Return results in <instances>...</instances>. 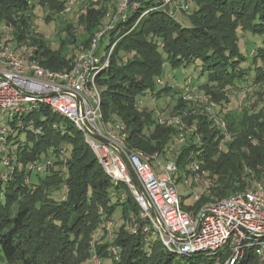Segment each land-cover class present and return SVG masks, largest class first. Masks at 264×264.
<instances>
[{"label": "trees", "instance_id": "trees-1", "mask_svg": "<svg viewBox=\"0 0 264 264\" xmlns=\"http://www.w3.org/2000/svg\"><path fill=\"white\" fill-rule=\"evenodd\" d=\"M117 1L107 4L106 0H82L78 17L79 21H90L86 32L90 37L83 44L71 30L73 22L66 19L67 39L60 49H53L39 32L34 31L37 7L49 9L48 18H51L65 11L68 0H36L32 4L28 0H0V39L3 27L11 26L14 40L32 47L34 57L43 66L53 70L71 68V53L80 45L89 47L95 34L104 29L102 21ZM189 1L195 4L192 9H189ZM173 5L187 14L184 19H188L189 25L179 21ZM73 8L69 13L74 12ZM114 26L102 36L101 42L107 39L106 54L102 56L108 54L115 41L118 42L110 54L109 64L96 77L106 120L124 123L128 147L148 153L161 152L167 157L165 153L174 142L178 128L160 124L152 113L141 111L136 99L150 90L153 99L172 93L168 84L154 92L158 85L164 84L157 79L163 77L167 67L192 68L196 78L192 74L185 75L181 90L173 95L176 104L172 113L180 111L187 125L196 128L179 150L173 152L176 163L186 171L188 155L198 151L203 167L215 179L217 177V186L212 190L214 195L221 198L245 188L248 181L244 166L254 169L264 166V98L256 100L249 109L243 108L241 116L240 112L232 113L225 108L230 103L229 90L237 79H246L254 73V80L247 87L263 86L264 0H140L139 7L131 8L127 18L119 19ZM246 33L252 34L254 39L242 45L241 39ZM203 76L205 78H201ZM188 79L196 90L210 94L219 103L231 134L223 149L218 147L223 134L213 119L194 102L183 98ZM245 94L249 99L248 91ZM257 94L264 97L260 91ZM61 116L50 106L40 103L21 114L20 125L13 123L9 127L8 142L16 166L9 179H0V254L6 264H38L40 258H44L45 264L89 261L93 253L90 247L93 232L102 227L104 218L112 219L118 205L123 224L112 231L111 240L103 232L101 239L108 240L99 244L106 247L108 253L103 256L104 251L97 252L101 257L110 258L111 264L224 263L229 251L223 253L218 262L207 259L212 256L207 253L191 261L196 253L203 252L178 255L164 247L156 235L146 239L144 234H133L128 229L131 216L141 221L140 207L133 192L125 184L111 180L83 133L69 120L64 118L62 126L57 124ZM31 123L41 131L30 130L27 126ZM22 135L26 140L21 139ZM29 141L33 144L29 145ZM42 159H52L54 166L45 175L35 174L37 178L32 181V173L26 166ZM62 185L65 195L55 199L53 195ZM123 190L126 198L120 195L118 202L113 204V195ZM208 199V196L203 197L190 209L199 208ZM117 243L121 245L116 255L120 256V261L108 255H113L109 249L111 244ZM177 255L181 257L178 259ZM238 264L260 263L257 255L249 250Z\"/></svg>", "mask_w": 264, "mask_h": 264}, {"label": "built area", "instance_id": "built-area-1", "mask_svg": "<svg viewBox=\"0 0 264 264\" xmlns=\"http://www.w3.org/2000/svg\"><path fill=\"white\" fill-rule=\"evenodd\" d=\"M28 1L29 4L36 2ZM75 3L79 1L69 0L63 13L70 12ZM117 3L115 12L118 17L115 21L125 20L131 8L139 7L140 0H118ZM115 24L97 32L89 47L76 52L71 68L59 70L43 66L34 57L32 47L14 40L11 26L3 27V37L0 39V164L5 170L0 171V179H9L16 166V160L9 151L10 126L3 117L6 114H23L43 103L83 133L85 141L114 183L125 184L133 192L140 207L141 219L131 216L128 229L133 234H144L146 239L156 235L164 247L173 253L189 255L203 252L215 255L217 262L223 253L229 251L223 264H238L246 252L252 250L259 263L264 264V166L254 169L245 165L244 174L248 181L245 188L220 198L212 193L216 179L203 167L198 151H191L187 170L183 171L184 182L190 187L189 175L193 176L195 202L209 197L197 213L192 214L183 206L177 188L176 176L182 172L177 161L168 156L163 157L161 152L148 153L140 148L128 147L124 123L106 120L96 77L109 64L110 54L118 42L113 43L106 56L100 54L102 36ZM157 80L163 83L161 78ZM182 96L202 105L203 111L213 119L223 134L218 146L223 149L225 142L231 139V134L219 103L210 94L197 92L190 79L185 80ZM156 115L160 124L178 128L176 139L165 155L178 151L188 135L196 130L195 125H187L181 115L171 116L162 110H158ZM27 127L34 132L41 131L32 123ZM123 154L132 164L143 191L133 181ZM53 166L52 159H42L29 162L26 168L31 173L45 175ZM29 180L26 179L27 182ZM204 183L208 187L200 189ZM121 198H126L125 191ZM112 225L110 219L102 225L103 232L110 240L113 238ZM109 249L115 255L119 251L115 245ZM91 258L92 264L102 262L96 253Z\"/></svg>", "mask_w": 264, "mask_h": 264}, {"label": "rangeland", "instance_id": "rangeland-1", "mask_svg": "<svg viewBox=\"0 0 264 264\" xmlns=\"http://www.w3.org/2000/svg\"><path fill=\"white\" fill-rule=\"evenodd\" d=\"M76 1H79V3H75V5L73 6L74 12L58 13L56 15H51V18H48L49 14H50L49 9H42V7H40V6L37 7V15H36L34 22H33L34 31L39 32L47 41L46 43L50 44L53 49H60L63 41L67 39V34L65 32V30H66L65 20L66 19H68V21H70V22H73V26H72L71 30L74 31V33L78 37L79 41H81L83 44H85L86 40H88V38L90 37V35L86 34L87 27L90 28V21L85 20V19L82 21H79V17H78V15L80 14V12L82 10L81 9L82 0H76ZM106 2H107V4H109V2H112V0H106ZM67 4H68V2H67ZM117 6H118L117 2H116V4L111 5V7H110L111 13L104 17V19L102 21L104 24V29L117 22V21H115V19L118 17V15H116L115 10H113V7H117ZM173 6L175 7V11H177V13H178L179 21L185 25H189L188 19H184V18H186L185 15H187V14L186 13L183 14L182 12H180L179 9L177 10L178 7H176L175 5H173ZM188 6H189V9L190 8L192 9L195 6V4L193 1H189ZM83 12L85 13V9L83 10ZM92 22L95 23L94 20ZM250 39H254L252 37V34L246 33L245 36H243V38L241 39L242 45H246L248 43H251V42H248ZM106 44H107V39L104 38V41L100 43V48H99L100 54H102V55L106 54V50H105ZM82 47H83V45H80L81 49L78 48V49L74 50L73 53H71V55L74 56V54H76V52H78L79 50L85 49ZM252 52H253V48L250 49V53H252ZM190 74H192L194 76V78H196L195 71L192 68L173 69V68L167 67L165 69L163 77L161 78V80H163L164 84L158 85L157 88H155L154 92H158L161 88H163L166 84H168L173 89L172 93H170L168 95L163 94L161 97L153 99L152 98L153 92L151 90L147 91L146 93L139 95L137 97V99H136L137 106L143 112L146 111L147 113H152L154 119L157 118L156 113L158 110L169 112L170 115L172 114L171 116L180 115L181 114L180 111H176V112L172 113L173 106H175V104H176V100L173 97V95H174V93L176 94L177 91L181 90L182 83L184 82V76L190 75ZM254 77H255L254 73H251L246 79H237L235 86L229 90L230 103L228 105H226L225 111H231L232 113H236V112L239 113L240 112L239 116H241L242 115L241 113L243 112V108L249 109L250 107H252V104L256 100L264 98L262 96L258 97L259 94H257V91L264 93V83H263V86L258 84L255 86L247 87L249 85V83H251L254 80ZM201 78H205V76H203ZM195 80H194V82H195ZM236 87H242L244 89L243 90L237 89ZM246 91H248V93H249L248 94V96H250L249 99L245 98ZM197 92H199V91L197 90ZM194 105H196L197 107L198 106L201 107V110H203L202 105H198V104H194ZM28 112L29 111H27L26 113H28ZM20 116H21V114L17 118H14L13 116L6 114L3 118L9 124V126L12 125L13 123L20 125L22 123ZM180 117H182V116H180ZM56 122H57V124L62 126L64 124V118L61 116L58 118V120ZM184 122L186 123V120H184ZM21 139L26 140L25 135H22ZM10 144H11V142H10ZM32 144H33L32 141H29V145H32ZM9 148H10V145H9ZM14 148L17 149V146L15 145ZM14 148H13V151H15ZM9 151H10V154L12 155V153H11L12 150L9 149ZM167 156L169 158H173L174 160H176V154L175 153L174 154L173 153L168 154ZM186 160H188V159H186ZM2 167L3 166L0 165V168H2ZM2 170H5L4 167L2 168ZM183 171H185V170L182 169V172L180 173V175L176 176L178 179L177 188L180 192L181 199L183 202V206L187 207L188 210L192 214H196L200 207L199 208L195 207L193 209H190V207L193 206V203H195L194 198H193V190H192L194 188L192 185L193 184V176L189 175L190 183H191V186L189 187L184 182ZM36 178L37 177H36L35 173H32L31 174V180L34 181V180H36ZM215 181L217 182V177H216ZM206 185L207 184L204 183V185L200 186V189L207 188L208 186H206ZM216 186H217V183H216ZM216 186H214L212 189H215ZM122 192H124V190L119 191L118 193H115L113 195V197H112V203L113 204H116L118 202V199H120V195L122 194ZM63 195H65V188L62 185L61 189L58 190V192L53 196H55V199H60ZM204 202H206V200ZM202 204H204V203L202 202ZM202 204H200V206ZM138 211L140 214V210H138ZM111 218L112 219H110V220L113 221L112 231L115 232L116 226H118V225L121 226L123 224L122 211H121L120 205L117 206V209ZM106 220H108V219L104 218V221H106ZM104 221H103V223H104ZM103 223H102V225H103ZM129 223H128V225H129ZM101 228L102 227L100 226L95 232H93L92 237L90 239V247L93 251L92 255H94L96 253L99 256V254L97 253L98 251H102V252L104 251L103 256L106 255V253H108V252H106V249H105L106 247L100 246V244H99L102 241L104 242V241L108 240V239L107 240L101 239L102 235L104 234L103 229H101ZM105 235L104 236L107 237V234H105ZM118 245L121 246L118 243L115 244V246H118ZM111 246H112V244H111ZM0 253H1V251H0ZM92 255H91V257H92ZM108 255L114 256L115 259L120 261V256L117 258V256L114 253H113V255L112 254H108ZM200 255L206 256L205 253H196L195 254L196 258H193V260L191 259V261H196ZM180 257L181 256L177 255L178 259ZM100 259L102 260L101 264H111L110 262H112V260L110 258H104V257L100 256ZM207 259H209L210 261H213V260H216V256L215 255L208 256ZM186 262L190 263V261H188V260ZM208 262L209 261L203 262V264H206ZM0 264H6V262L2 258V254H0ZM38 264H45L44 258H40L38 261ZM82 264H92V258H90L89 261L83 262ZM214 264H218V263L215 262Z\"/></svg>", "mask_w": 264, "mask_h": 264}, {"label": "water", "instance_id": "water-1", "mask_svg": "<svg viewBox=\"0 0 264 264\" xmlns=\"http://www.w3.org/2000/svg\"><path fill=\"white\" fill-rule=\"evenodd\" d=\"M98 137V136H97ZM123 158L125 159V161L127 162V165L129 167V171H130V174L132 176V178H134L133 180L135 181V183L137 184V186L140 188L141 191H143V186L140 182V180L138 179L133 167H132V164H130V162L128 161L127 157L123 154Z\"/></svg>", "mask_w": 264, "mask_h": 264}]
</instances>
